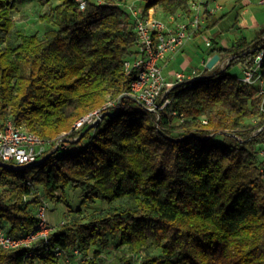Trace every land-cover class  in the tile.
<instances>
[{"label":"trees","instance_id":"trees-1","mask_svg":"<svg viewBox=\"0 0 264 264\" xmlns=\"http://www.w3.org/2000/svg\"><path fill=\"white\" fill-rule=\"evenodd\" d=\"M55 1L39 18L52 26L40 37L16 30L15 1L0 0V128L11 121L51 146L62 134L76 138L22 170L0 165V229L11 237L33 231L41 196L56 199L68 187L79 190L81 206L105 208L65 214L30 256L0 247V264H65L55 247L79 250L82 259L71 264H264V128L256 132L264 97L228 72L250 67L264 50V27L251 43H211L210 53L234 57L170 90L175 114L157 119L129 95L136 71L127 74L124 62L136 36L127 0ZM191 1L139 0L138 7L167 18L188 15ZM206 22L210 29L215 20L207 14ZM107 101L116 105L96 125L72 130ZM110 240L107 261L95 247Z\"/></svg>","mask_w":264,"mask_h":264},{"label":"built area","instance_id":"built-area-1","mask_svg":"<svg viewBox=\"0 0 264 264\" xmlns=\"http://www.w3.org/2000/svg\"><path fill=\"white\" fill-rule=\"evenodd\" d=\"M82 7L84 0H77ZM139 1V0H134ZM134 1H128L124 7L129 12L136 36L133 53L124 62L125 72L128 74L132 70L136 71V78L130 84L129 95L134 104L145 113H152L159 118V113L171 110V101L167 97L170 90L178 85L191 82L199 78H205L204 72L190 71L188 74L176 73L174 78L166 80L162 73L160 62L167 55L176 53L194 33L204 27L206 15H214L220 7L205 9L203 2L193 0L189 4L190 13L188 15L177 14L162 20L153 15V11L143 14ZM259 5H264V0L259 1ZM206 47L211 45L206 41ZM234 56L219 58L215 63L221 70L229 64ZM264 50H259L254 56L250 67H242L241 82L253 90L254 97H264ZM116 105L113 101H107L102 108L89 112L79 118L72 126L73 131H79L85 126L96 125L104 113L109 108ZM118 105V104H117ZM264 111V108L261 107ZM264 128V124L256 132ZM66 134H62L52 145L53 150L65 149L69 142L76 141L72 138L67 141ZM46 142L37 135L17 127L11 121H6L0 128V165L13 170H22L25 167L36 164L40 161V155L46 152ZM260 155L264 153L259 152ZM47 206L43 202L36 208L35 229L21 237H11L0 229V247L4 249H26L28 256L32 251L45 246L50 238L53 229L47 224L45 212ZM53 254L60 258L65 264L82 259V254L78 249L63 250L55 247Z\"/></svg>","mask_w":264,"mask_h":264},{"label":"rangeland","instance_id":"rangeland-1","mask_svg":"<svg viewBox=\"0 0 264 264\" xmlns=\"http://www.w3.org/2000/svg\"><path fill=\"white\" fill-rule=\"evenodd\" d=\"M14 1L15 7L11 10L10 14L14 20L16 30L22 31L25 34H35L41 37L48 29L52 27L50 24H47L39 18L41 15L48 14L52 11V9L57 4L55 0H50L43 3H39L36 0H21L18 2L16 0ZM249 1L250 4L247 6L249 15H253L254 17H256L260 25L263 24L262 22L264 21V5L258 4L260 0ZM133 4L138 5V2L134 1ZM210 5H214V2L212 0H210ZM157 10H159V8H157ZM221 16H223V18L219 21L222 22L218 25V27H229L234 18L232 16V13H230L227 8H224L219 10V13L216 15V17L218 18H220ZM158 17L162 20H167V18H164L163 16ZM255 35L256 32L251 31L243 33V36L247 39V41L253 39ZM238 36L240 37L241 35L235 32L226 33L227 39L234 40L235 37ZM199 53L201 54V50H199ZM228 72L235 74L239 79L242 78V72L237 67V65L230 66L228 68ZM45 150L47 153H50L53 149L51 145H46ZM260 151L264 153V145L260 147ZM259 156L264 160V154ZM40 193L41 195H43L42 190L38 189V193L36 195L40 197ZM56 196V199H47L44 196H41L40 198L42 199V202L47 206L45 219L47 224L53 229V231L61 226L62 222L64 221L65 214H68L69 217L76 214L80 217H89L91 214L98 213V211L105 208V205L100 201H96L97 204H95L93 207L81 206L79 190L72 189L71 187L66 188L64 196H62L60 192H56ZM114 245L115 240H110L105 247H100V245H97V247L95 248H100L107 261H111ZM150 253L153 256H159L160 250L158 248H153L150 250Z\"/></svg>","mask_w":264,"mask_h":264},{"label":"crops","instance_id":"crops-1","mask_svg":"<svg viewBox=\"0 0 264 264\" xmlns=\"http://www.w3.org/2000/svg\"><path fill=\"white\" fill-rule=\"evenodd\" d=\"M198 1L203 2L205 9L220 7L221 10L227 8L234 17L233 21L227 28L218 27L222 22L219 21L221 19L216 17L219 11L216 14L211 15L215 20V23L210 29H206V26L210 23H207L205 20L204 27L201 30H198V32L191 35L176 53L167 55L166 58L160 62L162 73L166 80L173 79L174 75L180 72L188 74L190 71L196 70L197 72L205 71L204 74L208 75L217 69L219 66L216 64L211 69L206 68V63L213 55H215V53H210L211 48L206 47L205 43L207 40L212 43V46L217 43L219 47L229 49L237 44L242 38H244L246 42L251 43L255 40L256 35L253 39L247 41L243 36V33L251 31L256 32L257 34V31L264 27V21L262 22L263 24L260 25L256 17L249 15V10L247 8L250 4L249 0H212L214 2L213 6L210 5V0ZM227 32H235L241 36L235 37L234 40L227 39ZM199 50H201V54L199 53ZM237 67L240 70L242 69L241 65H237Z\"/></svg>","mask_w":264,"mask_h":264},{"label":"water","instance_id":"water-1","mask_svg":"<svg viewBox=\"0 0 264 264\" xmlns=\"http://www.w3.org/2000/svg\"><path fill=\"white\" fill-rule=\"evenodd\" d=\"M219 56L217 54L213 55L209 61L206 63V68L211 69L215 63L218 61Z\"/></svg>","mask_w":264,"mask_h":264}]
</instances>
